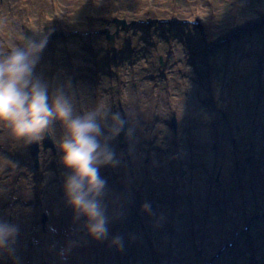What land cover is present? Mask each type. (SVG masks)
I'll use <instances>...</instances> for the list:
<instances>
[{"label":"rangeland","instance_id":"rangeland-1","mask_svg":"<svg viewBox=\"0 0 264 264\" xmlns=\"http://www.w3.org/2000/svg\"><path fill=\"white\" fill-rule=\"evenodd\" d=\"M115 20L128 28L117 33ZM29 28L44 45L35 77L50 79V97L66 96L75 114H97L114 158L99 168L95 199L108 232L94 240L65 193L62 126L51 127L58 153L42 151L39 171L21 143L0 154L10 165L0 183L57 174L62 232L52 234V198L33 195L26 264H64L50 244L59 250L66 238V264H264V0H0V56L25 47ZM123 112L130 157L120 146ZM17 189L4 190L6 202ZM81 243H92L89 257ZM44 247L51 262L40 259Z\"/></svg>","mask_w":264,"mask_h":264},{"label":"clouds","instance_id":"clouds-1","mask_svg":"<svg viewBox=\"0 0 264 264\" xmlns=\"http://www.w3.org/2000/svg\"><path fill=\"white\" fill-rule=\"evenodd\" d=\"M43 46L28 38L25 47L17 46L0 56V131L6 130L16 143H32L49 135L54 124L64 128L59 151L62 164L70 171L65 193L71 206L87 218L89 235L101 240L108 229L95 199L105 184L99 168L112 163L114 152L101 144L102 127L94 111L75 114L66 96L50 97L48 87L35 77ZM144 207L147 209L148 205ZM15 231L13 226L0 223V244ZM112 245L121 250V238L116 237Z\"/></svg>","mask_w":264,"mask_h":264},{"label":"bare ground","instance_id":"bare-ground-1","mask_svg":"<svg viewBox=\"0 0 264 264\" xmlns=\"http://www.w3.org/2000/svg\"><path fill=\"white\" fill-rule=\"evenodd\" d=\"M30 1V0H29ZM29 16V15H28ZM29 18L32 20V23H40L41 25L46 24L45 22H42L40 20L32 19L31 16ZM7 29H12V24L9 23L7 25ZM112 29V28H111ZM31 34L33 35L34 32L32 29H30ZM100 31L97 32V34ZM9 34L5 35V38H8ZM32 38V37H31ZM39 71L41 72V69L39 68ZM42 75V72H41ZM43 77V75H42ZM50 80V79H49ZM49 80H43L44 83H46L47 86H50ZM49 89V87H48ZM87 113V111H86ZM139 115V113H137ZM65 135V131L63 132H56L55 138H63ZM50 136V135H49ZM4 140V143L2 142ZM2 141H0V154L8 153L13 154L16 149L17 145L16 142L12 141L7 131L3 135ZM24 148H26L23 145ZM6 157H0V173H3V169L6 167H9L10 165L5 161ZM55 167H58L56 162H54ZM100 170H103L100 168ZM66 172L68 176L70 175V171L66 169L64 170V176H66ZM57 174L49 172V174L41 176V178L38 179V177L31 176L27 172H23L21 177L10 175L8 176V179L6 182L0 183V215H2V219L0 223H7L11 226H13L16 231L13 233L12 236L8 237L3 244H0V264H26L29 260L30 256V247L28 246L29 242L27 241V236L29 232L31 231L32 224L34 222L33 215L31 214L32 210L28 207H24L25 204L32 201V196L38 194L39 192H43L46 195V198L44 200V203H48V200L52 198L53 203L48 206V209L53 214V221H52V234L56 239V236L62 232L61 227L59 225L58 221V211H55V208L58 204L57 199H55V192H56V186L51 183V180L55 178ZM66 182V179H65ZM64 182V184H65ZM18 185L17 193L12 196V199L10 201L8 200V197L5 198L4 194L6 188H9L13 184ZM51 184V186H49ZM59 187V186H58ZM65 188V187H64ZM7 196V195H6ZM99 198L102 200V196L100 195ZM13 199H17L19 201V205L15 206ZM33 200H36L34 198ZM99 204V203H98ZM48 205V204H47ZM100 205V208H102V205ZM72 206L70 204V210L72 212H75L74 209L72 210ZM52 217V216H51ZM69 228V225L66 226V229ZM88 237L93 239L89 233ZM108 240V238H107ZM55 242V241H54ZM42 243V242H41ZM71 243V240L69 238L64 239L62 245L57 246L59 250H56L55 245L50 244V248H53L54 253H57L60 262H63L66 264L65 256L67 252L66 245H69ZM14 244L12 251H10V246ZM83 243H81L82 245ZM92 245V243L90 244ZM86 246L85 243L80 246L81 248V254L88 251V257L90 256V248L91 246ZM76 246V245H75ZM78 248V246H76ZM50 248L48 251L50 252ZM87 249V250H84ZM51 253V252H50ZM51 255V254H50ZM53 255V254H52ZM40 259L43 261L48 260L51 262V257L44 253V248L41 251Z\"/></svg>","mask_w":264,"mask_h":264},{"label":"water","instance_id":"water-1","mask_svg":"<svg viewBox=\"0 0 264 264\" xmlns=\"http://www.w3.org/2000/svg\"><path fill=\"white\" fill-rule=\"evenodd\" d=\"M114 22H116V26H117V33H119L120 31V26H123V29H127L128 28V24L126 23V21L123 20H115ZM150 24V23H149ZM134 25V23H133ZM99 33H102V31H100ZM105 35L107 34L108 36V40L110 45L113 47L114 42H115V35H112L110 32L106 31V33H104ZM33 37L37 42L38 39L36 38V36L33 34H31L30 31H27V39ZM52 38H57V35L54 34L52 35ZM27 41V40H26ZM172 123V128L175 132L178 131V121L175 117L172 118L171 120ZM122 129V130H121ZM119 132H120V146L123 148V152L126 156L130 157V145L128 142V128H127V120H126V116L123 113V123H121L119 125ZM22 145H24L26 148L29 149L30 151V155L32 156L33 159V163L35 164V168L36 170H39L41 167V162H40V153H41V147H40V142L36 141V142H32V143H24L21 142ZM48 148H51L53 150V152L56 154V146L54 144V141L50 138L49 135L46 136V139L44 140V145H43V150L46 151L48 150ZM48 220V216L46 214L43 215V224L45 222H47Z\"/></svg>","mask_w":264,"mask_h":264},{"label":"flooded vegetation","instance_id":"flooded-vegetation-1","mask_svg":"<svg viewBox=\"0 0 264 264\" xmlns=\"http://www.w3.org/2000/svg\"><path fill=\"white\" fill-rule=\"evenodd\" d=\"M182 174H183V172H182Z\"/></svg>","mask_w":264,"mask_h":264}]
</instances>
